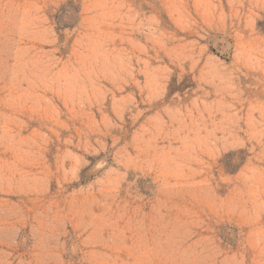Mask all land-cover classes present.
Returning a JSON list of instances; mask_svg holds the SVG:
<instances>
[{
  "label": "rangeland",
  "instance_id": "374dc122",
  "mask_svg": "<svg viewBox=\"0 0 264 264\" xmlns=\"http://www.w3.org/2000/svg\"><path fill=\"white\" fill-rule=\"evenodd\" d=\"M0 264H264V0H0Z\"/></svg>",
  "mask_w": 264,
  "mask_h": 264
}]
</instances>
